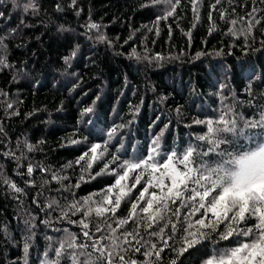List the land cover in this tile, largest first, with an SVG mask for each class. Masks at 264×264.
<instances>
[{"label": "trees", "instance_id": "16d2710c", "mask_svg": "<svg viewBox=\"0 0 264 264\" xmlns=\"http://www.w3.org/2000/svg\"><path fill=\"white\" fill-rule=\"evenodd\" d=\"M30 2L36 9L25 12L23 5ZM17 5L0 0L4 14L0 16V58L4 59L0 64V264H24L26 236L32 237L28 264H42L46 252L52 258L51 249L68 233L78 244L87 243L78 223L58 219L60 208L113 184L114 174L96 173L106 163L109 171H120V161L146 158L153 138L162 131L159 164L175 152L173 163L183 172L179 161L189 147L194 150L188 165L192 169L201 162L195 152L210 147L198 139L207 134V124L195 121H217L223 114L228 119L243 117L237 121L243 127L244 121H259L264 115V0H221L219 5L216 0H198L195 14L190 0H181L175 16L159 23L156 18L164 6L152 0H75V4L17 0ZM241 17L244 22H239ZM232 19L238 20L237 25L231 24ZM249 19L252 28L246 47L244 36H232L228 29H247ZM256 19L261 22L256 24ZM89 23L101 27L90 29ZM99 35L108 42H100ZM133 49L148 58L136 59L130 55ZM74 50L76 55L66 64L64 58ZM218 51L222 54L216 55ZM200 52L207 54L197 56ZM156 54L164 59H152ZM89 107L93 111L82 115ZM113 127L118 130L107 141L105 156L93 161L90 169L91 154L77 163L92 143H100L98 152L103 151ZM112 155L120 160L110 163ZM29 165L34 169L31 176ZM54 174L67 179L53 180ZM136 174L126 182L129 187ZM159 177L160 172L154 173L152 183ZM147 179L145 175L122 201L118 217L127 216ZM164 181L170 185L166 176ZM10 184L22 191L16 192ZM53 200L56 205L50 208ZM80 219L81 213L71 217ZM86 222L94 232L99 221L92 217ZM256 223L252 217L242 226ZM125 227L130 231L132 225ZM223 228L222 224L217 231ZM182 235L177 232L176 248ZM236 239L243 238L219 241L216 247H234ZM211 250L212 244L205 242L200 251L185 253L179 264H203ZM142 252L132 258L143 261ZM175 258L176 252L165 248L160 264H172ZM62 264L72 262L66 259Z\"/></svg>", "mask_w": 264, "mask_h": 264}, {"label": "snow or ice", "instance_id": "6c2138e0", "mask_svg": "<svg viewBox=\"0 0 264 264\" xmlns=\"http://www.w3.org/2000/svg\"><path fill=\"white\" fill-rule=\"evenodd\" d=\"M220 2L221 0H216V5H219ZM12 3L19 7L17 0H12ZM152 3L164 6L162 15L156 18V22L159 23L160 20L175 16L181 0H152ZM190 3L195 14L198 0H190ZM73 4H75V0H73ZM30 9L35 11L36 4L34 2L23 5L25 12ZM255 11L254 8L253 12ZM3 15L0 12V16ZM220 18L225 19V13L221 12ZM209 19L211 20V13H209ZM244 19L241 17L239 22H244ZM260 22V19L255 20L256 24ZM237 23V19L231 20L233 26ZM87 27L99 29L101 26L89 23ZM251 28L252 20L249 19L247 29L238 32L233 27L228 29V33L232 36L243 35L247 47V37ZM169 31L171 32V29ZM157 34H159L158 30ZM97 39L100 42H108L103 35L97 36ZM0 44H2V40H0ZM206 54V52H200L197 53V56ZM215 54L221 55L222 53L218 51ZM75 55L74 50L70 56L64 58L65 63L70 65L71 59ZM130 55L136 59L148 58L147 54L143 57L138 55L135 49ZM152 59L161 60L164 57L156 54ZM0 64H4V59L0 58ZM223 87L224 85H221V88ZM12 107V104H8V108ZM225 110L228 113L232 111L227 105H225ZM92 111L93 108L89 107L82 115H87ZM238 119L243 120V117L228 119L222 114L217 121L211 119L195 121L197 124H207V134L198 139L207 141L210 145L207 152H195V156L201 161L196 169L188 166L191 163L190 158L194 155V150L191 147L179 161L184 165L185 171L181 172L173 163L176 158L175 152L168 155L162 166L159 164L157 157L160 154L163 131L153 138L146 158L120 161L118 165L120 171H117L116 168L109 171V164L106 163L96 175L114 174L113 184L106 186L98 193H92L79 201L73 200L71 204L60 208L58 219L68 220L69 223H78L87 243L78 244L75 235L68 233L65 240L57 241V246L51 249L52 258L48 257L47 252L45 253L42 264H62V261L66 259H70L72 264H160L161 253L165 248L176 252V258L172 260V264H179L180 258L185 253L200 251L205 242L212 244V250L210 258H207L203 264H264V193H259L255 198L248 196L241 198L230 195L225 187V184H235L238 180L250 178L264 171L260 162L264 149L252 152L250 156L241 161L234 162L232 160L234 152L252 149L264 141V115L259 121H244L243 127H238ZM256 129H260L259 133L255 131ZM117 130V127H113L107 133L103 151L98 152V149H101L100 143H92L89 151L83 153L77 163L86 160L91 154V159L87 163V169H90L93 161L100 160L105 156L107 141L112 139ZM257 136L261 139H257ZM241 139L247 143L243 145L238 143ZM79 142L72 141L73 144ZM28 148L30 151L33 150L32 145H28ZM230 148L232 150H229ZM208 157L215 159L205 162ZM119 160L118 155H112L110 163H116ZM33 171V167L29 165L27 168L29 176ZM157 172H160V177L153 184L152 177ZM132 173L137 174L132 177L133 183L129 187L126 182ZM145 175L148 177L145 186L136 199L131 202L127 216L118 217L117 213L122 201L131 195L133 188L141 182ZM165 176L170 181V185L165 184ZM52 179L62 181L67 177L54 174ZM80 179L83 181V175ZM9 186L16 192L22 191L15 184ZM75 187L78 188L79 183ZM177 202H179L178 206H176ZM53 205H56L55 200L49 207L51 208ZM182 210H186L183 215L181 214ZM77 213H81V219L79 221L71 220V217ZM198 213L200 216L196 218ZM209 213H211V219H208ZM92 217L98 218L99 221L93 225L94 232L90 231L89 223L86 222ZM252 217L257 219L254 227L242 226L246 225ZM28 223L25 221L26 225ZM44 223H48V221H44ZM129 223L132 225L130 231L125 227ZM161 224L162 227H160ZM222 224L224 228L218 232L217 229ZM156 228L158 230H154ZM168 229H170V234L166 235ZM178 231H182L183 235L179 241L180 247L176 248ZM213 234L216 235L215 240ZM233 238L243 239H236L234 247L224 249L216 247L219 241H229ZM31 241V236L23 238L24 264H28L27 257ZM170 241H172L171 244ZM141 252L144 256L143 261L132 258L134 254Z\"/></svg>", "mask_w": 264, "mask_h": 264}, {"label": "clouds", "instance_id": "9594fccd", "mask_svg": "<svg viewBox=\"0 0 264 264\" xmlns=\"http://www.w3.org/2000/svg\"><path fill=\"white\" fill-rule=\"evenodd\" d=\"M260 149H264V141H261L257 147L252 149L234 152L232 160L234 162L241 161L250 156L252 152L260 151ZM260 162L261 168L264 169V154H262ZM232 170L234 171L235 169L233 168ZM225 187L228 189L230 195L240 197V194L243 193L244 196L255 198L259 194L257 189H264V171L250 178L238 180L235 184H225Z\"/></svg>", "mask_w": 264, "mask_h": 264}]
</instances>
